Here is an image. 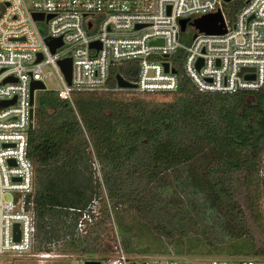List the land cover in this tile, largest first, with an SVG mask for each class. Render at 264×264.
I'll return each instance as SVG.
<instances>
[{"label": "built area", "instance_id": "obj_1", "mask_svg": "<svg viewBox=\"0 0 264 264\" xmlns=\"http://www.w3.org/2000/svg\"><path fill=\"white\" fill-rule=\"evenodd\" d=\"M216 11L222 31L193 26L195 18ZM187 25L194 31L185 43L180 33ZM46 38H59L60 44L51 50ZM64 57L70 58L68 82L58 65ZM178 60L199 91L258 89L264 84V0H0V253L32 252L35 240L34 167L27 156L34 113L30 81H41L44 89L68 101L78 91L172 92ZM129 61L135 62L134 86L119 87L116 80L108 86L110 68ZM44 68L56 74L57 88H46ZM34 90L39 89L32 97ZM96 202L71 208L78 213L75 231L84 234L97 219ZM113 248L103 264H253L246 256L189 261L165 254L132 256L119 241ZM31 255L43 260L58 254L39 249Z\"/></svg>", "mask_w": 264, "mask_h": 264}, {"label": "trees", "instance_id": "obj_2", "mask_svg": "<svg viewBox=\"0 0 264 264\" xmlns=\"http://www.w3.org/2000/svg\"><path fill=\"white\" fill-rule=\"evenodd\" d=\"M134 67V61L112 66L108 86H115L116 73L134 81ZM174 69L177 86L172 92H159L171 95L160 106L141 98L126 100L127 94H154L131 88L78 91L71 101L43 89L27 131V156L34 167L35 239L47 242L55 234L51 226L66 234L75 230L78 213L71 208H84L94 198L100 202L101 214L77 236L73 244L81 249L75 252L103 250L96 241L108 217L107 205L110 212L124 204L135 208L158 234L170 239L181 228L157 209L154 194L144 200L142 193L165 171L201 156L204 165L191 178L206 191L222 218L232 223L233 236L242 239L233 248L234 254L264 256V242L257 243L253 233L258 222L255 199L248 190L249 175L264 141V84L246 93L204 92L194 87L179 60ZM115 93L119 97L112 96ZM244 94L253 100L244 102ZM226 100L232 101L231 106L222 104ZM75 152L87 155L89 163L96 159L99 176L89 164L93 183L87 177L80 181L75 171V177L69 174L66 181L46 171L54 165L61 172L65 159ZM92 187H102L104 193ZM52 219H60V225Z\"/></svg>", "mask_w": 264, "mask_h": 264}, {"label": "rangeland", "instance_id": "obj_3", "mask_svg": "<svg viewBox=\"0 0 264 264\" xmlns=\"http://www.w3.org/2000/svg\"><path fill=\"white\" fill-rule=\"evenodd\" d=\"M193 31V27L187 25L185 30L180 33V40L187 43ZM44 70H48V72L45 71L43 78L46 88H57L59 82L56 74L47 68H44ZM178 72L180 71L178 70ZM44 92V90H34V105L36 98ZM112 96L119 97V94L115 93ZM123 97L126 100L141 98L142 101L154 106H160L171 99L170 94L160 93H132ZM242 100L251 102L253 96L244 94ZM222 104L229 107L232 101L226 100ZM91 161L92 163H89L87 155L82 152H75L65 159V165L61 172L54 165L47 167L46 171L50 175H58L64 181L70 175H75L80 181L87 177L93 183L90 165L95 171L94 175L98 176L99 165L96 159L92 158ZM255 161L254 168L249 175L248 190L255 199L258 226L253 233L256 242L259 243L264 242V141ZM201 162V156H197L174 169L165 171L156 177L142 193L144 200L150 199L154 194L157 209L181 228V233H176L174 237L169 239L158 234L152 228L149 219L137 212L135 208L126 207L124 204L121 207L112 209L111 212L108 210V217L105 218L102 225L103 229H101L99 239L96 241L103 248L99 253L75 252L81 247H77L73 242H76L83 234L75 230L66 234L67 232L63 233L62 230L56 229V226H51L50 228L53 229L55 234L47 242H40L35 239L31 248L32 252L21 256L0 253V264H84V260H98V264H103L102 257L112 254L114 252L113 244L118 241L122 248L132 256L154 257L165 254L178 259L182 258V261L183 259L189 261L193 258L221 257L230 259L241 256L235 255L233 252V248L238 243L242 244L240 237L233 236L234 226L228 220L222 218L213 203H211L206 191L193 183L191 176L199 170L200 165H204V162ZM103 166L107 168L105 160H103ZM73 171L76 174L73 175ZM92 188L93 191L104 193L102 187ZM9 197V193L4 194V198L8 199ZM94 205L97 207L96 210L99 211L97 216H100V202H96ZM53 223L59 226L61 221L57 219L56 221L53 220ZM41 246L50 248L58 255L38 260L31 253L39 250L38 248H41ZM249 258L253 260V264H264V256L256 258L250 256Z\"/></svg>", "mask_w": 264, "mask_h": 264}, {"label": "water", "instance_id": "obj_4", "mask_svg": "<svg viewBox=\"0 0 264 264\" xmlns=\"http://www.w3.org/2000/svg\"><path fill=\"white\" fill-rule=\"evenodd\" d=\"M33 16L36 18V17H38V14H33ZM218 20L220 21V14L218 11H216L214 13L203 14V15L195 18L192 23H193V26L197 30H201L204 32H219V31H222L223 28H222L221 22L217 23ZM184 24H185V19H181L180 20V28L181 29H183ZM45 40H46V42L49 45L51 50H53L54 47H56L57 45L60 44L59 38H46ZM94 43H95L94 41H91L90 45H92ZM37 59H39V55H38ZM58 65H59L62 73L64 74L65 79L68 82L70 79V58L69 57L60 58L58 60ZM166 66H167V64L164 63L165 69H166ZM172 71H174L173 68H172ZM115 80H116V84L119 87L134 86V84L132 82L124 79L119 73L115 74ZM33 89L42 90V89H44V85L39 80H31L30 81V84H29V101L30 102H32V98H33L32 97ZM10 101L9 100H3L1 103L7 104ZM29 127H31V124H29ZM98 263H99L98 260H84V264H98Z\"/></svg>", "mask_w": 264, "mask_h": 264}, {"label": "crops", "instance_id": "obj_5", "mask_svg": "<svg viewBox=\"0 0 264 264\" xmlns=\"http://www.w3.org/2000/svg\"><path fill=\"white\" fill-rule=\"evenodd\" d=\"M75 260H77V259H75Z\"/></svg>", "mask_w": 264, "mask_h": 264}]
</instances>
